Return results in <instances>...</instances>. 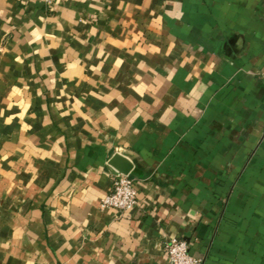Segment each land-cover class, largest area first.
Masks as SVG:
<instances>
[{"label":"crops","instance_id":"0c3cea01","mask_svg":"<svg viewBox=\"0 0 264 264\" xmlns=\"http://www.w3.org/2000/svg\"><path fill=\"white\" fill-rule=\"evenodd\" d=\"M172 238L264 264V0H0V264H170Z\"/></svg>","mask_w":264,"mask_h":264},{"label":"built area","instance_id":"2783aa9c","mask_svg":"<svg viewBox=\"0 0 264 264\" xmlns=\"http://www.w3.org/2000/svg\"><path fill=\"white\" fill-rule=\"evenodd\" d=\"M51 4L53 0H46ZM139 191L135 180L129 175L117 174L114 177L113 188L103 198L101 206L124 212L139 202ZM170 264H204L203 260L191 253L190 242L186 239L172 238L165 246Z\"/></svg>","mask_w":264,"mask_h":264}]
</instances>
